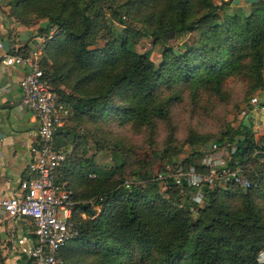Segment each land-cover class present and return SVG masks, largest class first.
<instances>
[{
	"label": "trees",
	"instance_id": "1",
	"mask_svg": "<svg viewBox=\"0 0 264 264\" xmlns=\"http://www.w3.org/2000/svg\"><path fill=\"white\" fill-rule=\"evenodd\" d=\"M94 1L9 0L17 14L46 15L39 34L50 36L41 46L47 63L41 68L55 84L58 100L79 124L85 118L106 119L110 114L122 122L151 124L154 117L168 115L178 96H160L162 84L187 83L196 95L201 89L219 91L228 75L244 72L248 91L264 85V2L242 16L239 11L222 13L227 0H107L121 22L117 7L140 21L156 40L192 33L177 51L165 46L155 65L150 49L132 48L133 33L127 27L118 37L106 31L105 43L93 46L101 28ZM72 127L64 124L56 131L55 146L64 153L76 136ZM214 140L234 146L231 161L244 162L258 148L251 125L245 123L228 126ZM78 147L74 142L70 156L77 155ZM188 153V161L203 155L197 148ZM70 156L65 154L55 180L67 181L74 199L99 196L94 204L100 205V211L95 215L90 203L77 205L78 232L60 248L62 264H133L136 257L145 264H264L258 260L264 248V216L254 190L204 186L201 205L191 197L195 188L174 191L172 176L160 179L132 170L128 186L120 179L108 187L112 169L125 167L124 157L106 169L81 156L78 164L68 168ZM90 172L95 174L92 180ZM164 181L168 185L164 190L173 193L169 197L161 191ZM91 186L97 187L87 191ZM81 212L88 218L81 220ZM2 255L0 249V259ZM26 263L31 264L30 259Z\"/></svg>",
	"mask_w": 264,
	"mask_h": 264
},
{
	"label": "rangeland",
	"instance_id": "2",
	"mask_svg": "<svg viewBox=\"0 0 264 264\" xmlns=\"http://www.w3.org/2000/svg\"><path fill=\"white\" fill-rule=\"evenodd\" d=\"M214 1L216 3L223 2V0ZM227 1L228 4L223 7L222 13L239 11L242 16L248 15L255 6L264 2V0ZM107 3V0L94 1V4L99 6L97 23L101 24V28L96 37L97 41L94 42L93 46L105 43L106 31L109 30L118 37L122 35L127 27L133 33L132 48L137 51L150 49V58L154 61L155 65H158L162 57L161 51L165 46L168 45L173 51H177L182 41L188 40L192 36V33L173 34L172 36H168L164 41L156 40L143 29L140 21L130 18L125 10L117 7L116 9L123 19V22H121L117 17V12L113 11L112 8H108ZM10 5L9 0H0L2 15L7 17L10 23L29 27L31 32L41 37L42 40L40 39L36 48H40L42 52L40 65H43L44 61H46V56L41 46L46 37L50 36V33L39 34V27L45 25L46 15L32 11L27 12L26 15L17 14L10 8ZM46 64L45 66L47 67ZM47 73L49 74V72ZM47 73L46 75H48ZM262 75L264 78V67ZM47 79L52 82L49 76H47ZM248 89L249 81L244 72L228 75L224 79L219 91L201 89L196 95L188 87L187 83L162 84L160 86V96L173 95L174 93H177L178 96L174 98L168 115L165 117H154L151 124H139L134 121L122 122L114 114H110L106 119L100 117L93 121L85 118L79 124V122H75L70 117V114L65 125L74 126L71 128V132L76 134V136L72 140H69L70 142L65 151L66 157L67 155L70 156L74 142L78 143L79 147L77 155L68 158L69 162H71L68 168L79 163V156L84 159L89 158L96 165L106 169H110L119 158L122 159L124 157L125 167L117 170L116 168L112 169L107 178L106 184L108 187H111L120 179H123L124 184L126 181L131 183L133 181L132 170L148 172V175L152 176L154 174L157 175L161 170H166L168 173L173 172L178 166H183L184 168H188L190 165L201 166V157H194L191 161L185 159L189 151L196 148L202 150L208 143L214 142V139L227 129L228 126L236 127L242 124L244 119L248 118V113L251 109L248 101L252 96L256 95L259 103L264 104V85L257 86L251 91H248ZM243 109L246 111L244 114L242 112ZM259 109L261 111L260 115L264 117V108ZM257 122L260 123L261 119ZM251 128L253 130V127ZM226 144L220 146L222 147ZM116 154H118L119 158L116 157ZM250 156L244 162H240L241 167L251 180L249 186H236L235 189L234 186L231 187V184H225L215 189L222 190L230 187L238 192L254 190L256 193V204L264 216V182L261 184V179L264 180L262 176L264 175V154H259V150H255ZM86 169L87 167L84 168V170ZM88 178L94 179L95 174L90 172ZM140 181H143V179H140ZM66 182L63 181L66 188L72 190L73 188L71 189ZM174 185L177 189L174 190L176 192L180 193L181 189H184V187L181 188L180 186L179 188L178 185ZM96 187L91 186L87 191H92ZM167 187V182L164 181L161 187L163 190L161 191L164 192L165 197L173 194L172 191L164 190ZM97 198L99 196L94 195L76 200H79V203H84V201L89 199ZM195 202L202 205L204 199L202 198L200 201ZM232 202L235 203L234 198ZM93 208L96 211V215L100 211V205H94ZM78 217L81 220L88 218L86 214L85 217L82 214H78ZM6 247L4 248L6 249ZM0 249L2 250L1 245ZM261 251H264V248ZM3 259L4 256L0 259V264H4ZM137 259L138 257H136L133 264H145L139 262L140 260L138 259V261ZM259 261L264 262V254L261 255Z\"/></svg>",
	"mask_w": 264,
	"mask_h": 264
},
{
	"label": "built area",
	"instance_id": "3",
	"mask_svg": "<svg viewBox=\"0 0 264 264\" xmlns=\"http://www.w3.org/2000/svg\"><path fill=\"white\" fill-rule=\"evenodd\" d=\"M41 54L40 48L22 52L17 43L6 48L0 39L1 62L28 67L19 81L20 104L38 120L36 141L31 147L32 157L25 165L18 185L8 192L0 190V230L8 232L7 240L30 259L31 264H62L59 250L78 232L74 215L80 201L72 197L71 190L63 182L55 180V171L65 159V153L55 146V135L65 124L70 110L58 100L51 82L45 77L40 65ZM248 103L254 110L264 108L256 95ZM242 112L246 113L244 109ZM256 141L257 151H264V131ZM233 150L234 146L229 143L222 147L216 141L208 143L202 149L201 166H178L170 173L161 170L157 178L172 176L179 188H195L190 192L194 201L203 198L204 186L211 189L225 184L247 187L251 180L237 159L231 161ZM129 184L125 182L126 186ZM95 200L84 203L94 206L97 205ZM78 214L85 217L84 212ZM17 219L24 220L27 229L15 234L12 229ZM263 254L264 251L259 253L258 260Z\"/></svg>",
	"mask_w": 264,
	"mask_h": 264
},
{
	"label": "crops",
	"instance_id": "4",
	"mask_svg": "<svg viewBox=\"0 0 264 264\" xmlns=\"http://www.w3.org/2000/svg\"><path fill=\"white\" fill-rule=\"evenodd\" d=\"M0 39L6 48L17 43L18 49L28 52L37 47L41 37L31 32L29 27L10 23L0 11ZM27 71L25 65H5L0 60V190L4 192L18 185L23 169L32 157L31 147L36 141L38 120L28 108L20 104L19 81ZM260 113V109H250L248 118L243 121L253 127L255 140L264 131V117ZM14 225L12 230L15 234L27 229L22 219L14 221ZM7 233L0 230L4 264H27L25 256L7 240Z\"/></svg>",
	"mask_w": 264,
	"mask_h": 264
}]
</instances>
